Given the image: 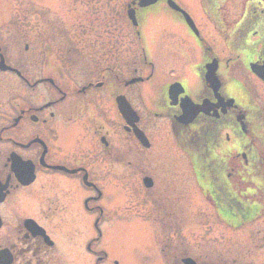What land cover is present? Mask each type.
Returning <instances> with one entry per match:
<instances>
[{"label": "flooded vegetation", "instance_id": "flooded-vegetation-1", "mask_svg": "<svg viewBox=\"0 0 264 264\" xmlns=\"http://www.w3.org/2000/svg\"><path fill=\"white\" fill-rule=\"evenodd\" d=\"M133 2L87 8L72 69L58 22L24 12L0 21V264H122L120 247L117 257L96 247L134 218L155 242L149 264H264L263 118L250 86L260 81L251 64L264 60V1L199 0L218 46L164 0ZM157 9L191 43L153 51L145 27ZM164 49L178 62L163 63ZM195 200L207 213H192ZM201 219L227 226L230 244L191 255ZM83 230L91 234L78 241Z\"/></svg>", "mask_w": 264, "mask_h": 264}, {"label": "rangeland", "instance_id": "rangeland-1", "mask_svg": "<svg viewBox=\"0 0 264 264\" xmlns=\"http://www.w3.org/2000/svg\"><path fill=\"white\" fill-rule=\"evenodd\" d=\"M130 1L131 0H0V21H2L3 18L8 19L10 16L13 18V21H25L27 18H23L24 12L28 13L27 15L25 14V17L29 16L31 22H58V24L61 25L62 30L61 38L63 46L62 56L64 61V69H72V48L76 46L75 43L72 42V39L75 35V24L88 20L86 19L88 18L87 16L89 12L87 8L90 9L93 7L104 6L123 8ZM176 1L182 8L188 10L190 13H196L197 9L198 12L193 16L197 27L203 28L206 36L210 39V43H213L217 46L222 44L221 38L215 33L213 26L210 25L209 22L207 23L205 15H203L201 10L198 9L199 7L197 8V2H199V0ZM237 1V5L241 6L242 0ZM253 1L257 2L258 0ZM239 8L237 10H239ZM156 11H158V13L155 14V18H150L145 27L146 37L148 39L147 45L153 49V51L158 46V44H160V41L164 47L173 40H181L184 44L191 43L189 39L190 37L185 35L183 29L184 27L181 23H179L177 20V22L174 21L170 18V16L168 17V15H166L167 13H164L163 9H157ZM236 15H239V12ZM172 31H175V34H170L173 33ZM200 31L202 32V30ZM148 53L153 54V52L150 50ZM159 57L163 63L167 64L171 61L178 62L180 56L175 51L164 49L160 52ZM182 75L184 76L185 73L182 72ZM250 86L252 88L253 97L262 107H260L261 113L258 114V117L263 119L262 122L257 121L258 124H256V127L260 126L257 136L262 142L260 149L264 151V85L261 84L260 81L254 79V81L250 83ZM128 188L129 185L127 186V189ZM128 198L131 199L128 201V203L131 204L135 197L134 195H128ZM192 198H195V196L192 195ZM195 201L198 204H195V208L193 209L194 204L191 203L192 213H197L200 216L207 213L208 207L205 205V203H203V201ZM128 208H131L128 213H131L136 217L137 212L135 210V205L128 206ZM90 234L91 231L89 232V230L81 231L78 241L83 240ZM233 235L234 234H232L227 226L216 225L215 220L201 219L198 222H192L189 231V240H187L189 245L194 247L191 249V255H203L206 253L205 251H198L200 249L199 246L204 245V243L208 247H215L218 246V244H230ZM217 236H219V238H217ZM244 243L249 245L248 240L244 241ZM82 245L83 241L81 243V247ZM154 245L155 242L152 237V233L144 226L143 223H141L139 218H134L127 221L126 225L122 228L121 233L117 237H112L111 233L107 231L105 237L96 247V249H105V251L110 253L112 257H117V255H113L115 254V251L114 249H111V247H120L122 250H124V252H127V254H124L123 257H119V260L122 264H149L150 261L153 263L156 260L153 259L155 257L153 250ZM84 254H86V252Z\"/></svg>", "mask_w": 264, "mask_h": 264}, {"label": "water", "instance_id": "water-1", "mask_svg": "<svg viewBox=\"0 0 264 264\" xmlns=\"http://www.w3.org/2000/svg\"><path fill=\"white\" fill-rule=\"evenodd\" d=\"M156 1L157 0H140L139 5H141V6H148L150 4L155 3ZM168 2L171 3V0H168Z\"/></svg>", "mask_w": 264, "mask_h": 264}]
</instances>
